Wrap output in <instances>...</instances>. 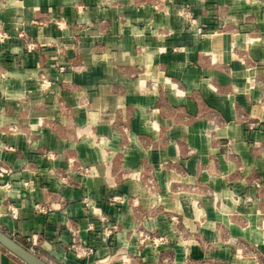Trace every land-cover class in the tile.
I'll return each instance as SVG.
<instances>
[{
    "label": "crops",
    "instance_id": "0c3cea01",
    "mask_svg": "<svg viewBox=\"0 0 264 264\" xmlns=\"http://www.w3.org/2000/svg\"><path fill=\"white\" fill-rule=\"evenodd\" d=\"M0 31L1 230L50 264H264V0H0Z\"/></svg>",
    "mask_w": 264,
    "mask_h": 264
},
{
    "label": "water",
    "instance_id": "95a60500",
    "mask_svg": "<svg viewBox=\"0 0 264 264\" xmlns=\"http://www.w3.org/2000/svg\"><path fill=\"white\" fill-rule=\"evenodd\" d=\"M0 244L26 264H50L0 229Z\"/></svg>",
    "mask_w": 264,
    "mask_h": 264
},
{
    "label": "built area",
    "instance_id": "2783aa9c",
    "mask_svg": "<svg viewBox=\"0 0 264 264\" xmlns=\"http://www.w3.org/2000/svg\"><path fill=\"white\" fill-rule=\"evenodd\" d=\"M182 15H185V11L183 10ZM200 32L203 33V31L200 29ZM7 37V33L5 31H0V41H3L5 38ZM46 83H43V85H45ZM4 173H7L8 171L5 169L3 171ZM28 184V183H26ZM7 186L9 187L10 185L7 184ZM36 208L38 210H42L39 205L36 206ZM11 212L12 215L17 218L18 217V212L17 209L15 207H11ZM12 237V236H11ZM14 238V237H13ZM165 241V237H159V238H155L153 239V242L158 245L159 242ZM32 243L33 245H37L38 244V240H37V236L33 235L32 237ZM32 252L35 253V251L33 249H31ZM93 252V249L91 247H86V248H82V250H79L78 255L83 256V255H90ZM47 261V260H46Z\"/></svg>",
    "mask_w": 264,
    "mask_h": 264
}]
</instances>
